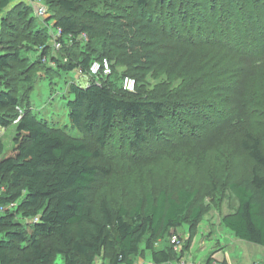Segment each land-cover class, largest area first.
Listing matches in <instances>:
<instances>
[{
	"label": "trees",
	"instance_id": "obj_1",
	"mask_svg": "<svg viewBox=\"0 0 264 264\" xmlns=\"http://www.w3.org/2000/svg\"><path fill=\"white\" fill-rule=\"evenodd\" d=\"M11 1L0 0V12L8 10ZM49 1L45 3L57 8L45 23L61 29L64 47L66 39L75 40L74 47H69L67 62L59 60L51 53L50 38L42 33L27 44L40 48L38 64L48 69L56 64L64 72L80 68L86 73L92 62L106 58L112 74L105 80L93 77L85 87L76 82L69 86L71 129L81 136L96 134L93 145L85 137H73L67 126L56 127L31 110L13 114L11 110L21 100L0 85V127L18 121L14 151L0 160V264H56L57 257L61 264H97L107 247L116 252L109 264H134L143 246L152 264L179 259L172 238L180 239L178 230L185 224L196 227L203 216V208L196 205L197 190L162 189L131 207H114L107 199L95 201L96 188L112 172L110 166L98 163L105 161L102 151L108 148L115 128L127 125L133 132L130 150L143 151L162 137L166 125L181 119L178 107L193 115H200L202 108L215 110L246 128L240 144L254 166L247 179L229 184L238 206L222 223L237 239L264 247V131L260 133L264 124V0H226L223 13L233 12L221 14V20H217L219 2L210 7L208 0H116L124 5L119 9L125 13L111 14L113 28L103 39L97 36L105 17L89 8L92 0ZM155 3L183 6L165 19L154 12ZM190 7L194 11L199 7L201 18L204 11L210 13L201 20L209 22L207 29L189 12L180 15ZM26 10L19 16L25 17ZM84 34L88 40L96 38L95 45L83 44ZM111 38L122 43L110 44ZM80 41H84L82 47ZM115 48L129 51L125 75L114 68L113 60L119 58ZM30 52L17 44L0 48V83L14 64L29 60ZM167 70L184 79L180 90L168 88L159 95L136 97L148 74ZM125 76L136 80L137 92L124 91L121 83L118 87L117 80ZM25 79L32 84V78ZM16 213L25 221H15ZM50 241L53 246L48 245ZM156 242H162V248H156ZM211 263L209 256L205 264Z\"/></svg>",
	"mask_w": 264,
	"mask_h": 264
},
{
	"label": "rangeland",
	"instance_id": "obj_2",
	"mask_svg": "<svg viewBox=\"0 0 264 264\" xmlns=\"http://www.w3.org/2000/svg\"><path fill=\"white\" fill-rule=\"evenodd\" d=\"M208 1L210 7L216 2L221 4L217 7L219 9L217 20L222 19L223 15L221 14L233 12L227 10L223 13L226 0ZM11 2V7L8 10L0 12V48L17 44L25 47L29 52L31 51L28 56L29 60L24 65L14 64L13 69L3 76L0 83L2 88L11 90L21 100V105L11 112L18 114L25 109L31 110L38 117L47 119L50 124L56 127L67 126L68 132L73 137H85L93 145L96 134L81 136L78 131L71 129L67 106L68 101L73 99L69 93L70 84L76 82L85 87L91 78L80 75L78 71L64 72L56 64L55 66L50 64L49 69L42 68L38 64L40 48L34 49L27 45L32 39H39L41 38L40 34L46 33L48 39L50 38L49 47L52 55L64 61L69 59V49L74 47L75 40L66 39L65 47L55 51L53 49L54 28L45 23L48 19L42 20L36 16L32 1L12 0ZM48 2L50 1L48 0ZM92 2L94 4L89 8L97 13H102L105 17L106 23L99 25V36H97V38L103 39V36L109 35L106 32L113 28L110 23L111 14L120 16L124 14L125 12L121 13L119 9L124 5L116 0H92ZM200 3L198 2V4ZM47 5L49 14L57 8L54 3H47ZM181 6L183 5L180 3L176 6L167 3L162 7L155 3L154 12L163 15L165 19L169 16L172 18L175 12L182 9ZM23 8L27 9L25 17H20L19 14ZM198 8L196 7L197 11H194L193 7L182 10L180 15L183 16V12H189L193 15L192 18H197L195 21L200 22L202 28L207 29L209 22L201 20L205 21L210 13L207 10L204 11L202 14L204 18H201L200 13L202 12H199ZM234 14L237 13L234 12ZM177 20L175 19L176 22ZM180 20L182 23V18ZM4 21L6 25L3 23ZM171 21L172 19L169 20V22ZM228 21L230 22L231 19ZM239 22H241L240 26H244L242 20ZM8 24L10 26H7ZM178 24L175 23V25ZM182 24L188 26L187 22ZM176 30L178 31V28ZM242 39L246 40L243 37ZM95 40L96 38L85 39V42L80 41L78 46L82 47L88 41L89 44L95 45ZM82 42L84 43L81 44ZM108 42L110 44L122 43L118 38H114L113 41L108 40ZM236 44H238L237 46L241 44L240 39H237ZM114 52H117V56L119 55L118 59L113 60L114 68L120 75L122 73L125 75L127 72L126 61L128 60L126 57L130 56L129 51L115 48ZM110 56H114V54L110 53ZM112 58L114 59V57ZM128 74L131 75V73ZM27 77L33 79L32 84L26 82L25 78ZM117 82L120 88L122 81L117 80ZM183 84L184 79L179 78V75L173 74L170 70L150 73L144 83L142 82V87L138 88V96H134H155L168 88L180 90L184 86ZM191 90L192 88L188 91ZM196 98L201 99L199 96ZM224 110L230 111L228 108ZM176 113L181 119L166 125L162 130V137L156 139L143 151L130 150L129 141L133 138V132L127 125L115 128L108 148L102 151L106 162L98 163L102 167L110 166L112 172L96 188L95 201L99 203L101 200L107 199L114 207L120 205L131 207L139 199L145 198L147 194L157 195L162 189L171 192H176L180 188L197 190L199 194L196 205L203 208L202 219L194 228L185 224L178 230L181 243L176 245L178 248H175V251L179 255V259H175L170 264H181L182 262L205 264L209 256L211 264H264L263 246L237 239L222 223L223 217L234 212L238 206V199L229 189V184L247 179L254 166L240 144L246 128L242 129V125L231 121L230 115H222L223 113L220 114L211 109L203 110L202 108L198 113L200 115H193L190 111L184 114L185 111L178 107ZM188 115L189 117H183ZM17 123L18 121L14 120L7 128L0 127V149L2 148L0 160L14 151ZM263 131L264 124L260 126V133ZM2 193L3 190L0 188V197ZM13 210L17 211V208L15 207ZM1 213L3 211L0 208ZM14 220L25 221L20 213L15 214ZM161 243L156 242L155 247L162 248ZM171 243L173 244L172 241ZM48 245L53 246V242L50 241ZM183 248L184 254L182 255ZM12 253L16 254L17 252L13 251ZM115 255V250L107 247L97 260V264H109ZM61 263V258L57 257L56 264ZM134 264H152L151 254L144 246L134 260Z\"/></svg>",
	"mask_w": 264,
	"mask_h": 264
},
{
	"label": "built area",
	"instance_id": "obj_3",
	"mask_svg": "<svg viewBox=\"0 0 264 264\" xmlns=\"http://www.w3.org/2000/svg\"><path fill=\"white\" fill-rule=\"evenodd\" d=\"M32 2V7L35 11V14L38 18L42 20H47L50 17L49 14V9L48 6L46 5L44 0H31ZM54 28V27H53ZM54 40H53V49L55 51L61 50L64 48L63 42H62V31L59 28H54ZM81 39L85 40L87 39V36L84 34ZM48 60L44 58V62H47ZM68 60H65L67 62ZM80 75H86L90 78H95L99 79L100 77L102 78H107L112 74V64L108 59H103L102 61H94L92 62L89 71L88 72H83L80 68L77 70ZM136 80L132 77L125 76L122 79V88L126 92L133 93L136 91ZM3 211V209L1 208ZM173 244L176 246L180 244V239L177 237L172 238ZM175 248H178L176 246ZM181 264H186L185 262H182Z\"/></svg>",
	"mask_w": 264,
	"mask_h": 264
},
{
	"label": "crops",
	"instance_id": "obj_4",
	"mask_svg": "<svg viewBox=\"0 0 264 264\" xmlns=\"http://www.w3.org/2000/svg\"><path fill=\"white\" fill-rule=\"evenodd\" d=\"M89 82V81H88ZM152 260V259H151ZM206 262V261H205Z\"/></svg>",
	"mask_w": 264,
	"mask_h": 264
}]
</instances>
